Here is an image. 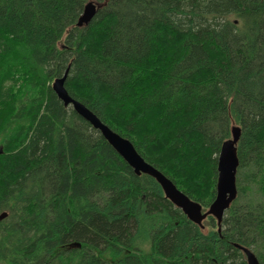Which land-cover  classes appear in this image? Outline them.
<instances>
[{"label":"trees","instance_id":"trees-1","mask_svg":"<svg viewBox=\"0 0 264 264\" xmlns=\"http://www.w3.org/2000/svg\"><path fill=\"white\" fill-rule=\"evenodd\" d=\"M67 71L69 95L203 212L240 127L220 229L64 106ZM3 213L0 264H248L240 246L264 264V0H0Z\"/></svg>","mask_w":264,"mask_h":264},{"label":"water","instance_id":"water-1","mask_svg":"<svg viewBox=\"0 0 264 264\" xmlns=\"http://www.w3.org/2000/svg\"><path fill=\"white\" fill-rule=\"evenodd\" d=\"M97 6L90 2L86 5L83 15L78 21V27L87 26L96 14ZM68 71L62 78L56 79L52 84V89L56 93L59 100L65 107L72 109L85 121L104 137L109 145L123 158V160L133 169L136 175H148L154 178L161 186L165 197L171 201L175 207L180 209L187 218L194 224L203 227V222L212 216L220 225L225 213L231 204L237 198L236 175L239 166L237 155V145L241 136V129L236 125L231 128L232 138L225 141L222 145L218 158V183L217 194L210 208L203 213L201 204L192 201L187 195L181 192L176 185L169 180L160 171L149 165L137 152L133 144L120 136L105 125L94 113H92L85 105L73 99L65 88V82ZM7 217V213L0 216V220ZM239 247V246H237ZM246 255L248 264H259L256 256L251 250L239 247Z\"/></svg>","mask_w":264,"mask_h":264},{"label":"bare ground","instance_id":"bare-ground-1","mask_svg":"<svg viewBox=\"0 0 264 264\" xmlns=\"http://www.w3.org/2000/svg\"><path fill=\"white\" fill-rule=\"evenodd\" d=\"M250 167V166H249ZM237 181V180H236Z\"/></svg>","mask_w":264,"mask_h":264},{"label":"rangeland","instance_id":"rangeland-1","mask_svg":"<svg viewBox=\"0 0 264 264\" xmlns=\"http://www.w3.org/2000/svg\"><path fill=\"white\" fill-rule=\"evenodd\" d=\"M210 208V207H209Z\"/></svg>","mask_w":264,"mask_h":264}]
</instances>
